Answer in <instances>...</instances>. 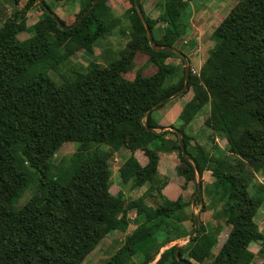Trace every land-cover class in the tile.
<instances>
[{
  "label": "trees",
  "instance_id": "1",
  "mask_svg": "<svg viewBox=\"0 0 264 264\" xmlns=\"http://www.w3.org/2000/svg\"><path fill=\"white\" fill-rule=\"evenodd\" d=\"M11 1L14 10L0 26V264H84L102 238L127 231L131 214L133 230L102 264H149L161 247L192 233L174 237L179 231L174 223L182 224L192 203L183 198L190 185L200 211L203 195L221 193L220 215L228 231L209 264H250V244L259 243L262 252L264 239L254 221L264 184L251 182L253 173L264 170V0L236 2L213 29V45L198 73L188 68L187 89L172 98L184 86L186 65L172 51L150 46L135 6L153 45L176 48L187 31L182 22L187 0H164L156 18L146 13L144 0H123L130 5L127 15L114 14L112 0H97L83 15L94 0H74L77 6L66 19L48 2L67 0ZM29 14L40 18L33 34L19 40ZM118 28L129 29L130 39L117 58L105 66L91 63L58 84L48 75L74 52H91ZM135 52L148 56L157 68L153 74L124 77ZM188 91L189 99L183 98ZM158 101L163 102L146 117ZM164 102L178 114L166 130L156 132L162 127L157 118H166ZM205 105L209 139L224 140L227 152L240 161L230 164L210 154L186 133ZM169 128L179 130L185 157ZM67 142L77 144L76 152L69 163L54 166V154ZM123 151L128 157L112 173L110 160ZM162 153H176L179 162V195L173 199L162 193L166 183L156 181ZM143 186L141 196L127 200L129 189ZM155 194L158 203L146 204ZM215 234L200 224L190 242L206 254L216 245ZM174 247L154 264H180Z\"/></svg>",
  "mask_w": 264,
  "mask_h": 264
},
{
  "label": "rangeland",
  "instance_id": "2",
  "mask_svg": "<svg viewBox=\"0 0 264 264\" xmlns=\"http://www.w3.org/2000/svg\"><path fill=\"white\" fill-rule=\"evenodd\" d=\"M73 1L74 0H67L66 3H64L65 1H52L48 2V4L53 12L56 11L58 15L64 17L63 14H70L72 9L77 6L76 1ZM115 1L116 0H112L109 2V6L112 8L113 13L116 15H127L128 9L130 7L129 2L126 3L123 0H119L117 2ZM163 1L164 0H144L143 3H146V13L149 14L151 18H156L159 13V6H162L161 4ZM237 1L238 0H187V17L186 19L184 18V20H182V22L187 25V31L180 39L178 44H176V48L179 47L182 49L186 56L185 60H183V63L193 73H198L200 66L203 64L209 50L213 45V40L211 37L213 29L219 24L222 18L225 17V15L236 4ZM13 10L14 6L11 0H0V26L2 25V19L12 13ZM27 16L28 27L25 31L17 34L19 40H24L33 34L34 24L40 18L38 15L32 14ZM73 21L74 18L72 21L68 19V24ZM153 32L156 36V31L154 30ZM129 39L130 30L127 29L125 32H122L120 31V28H118L112 34L99 39L93 45L91 52L88 53L84 50H78L70 55L65 61L60 62L51 69L47 70V73L57 84L66 80H72L75 77L76 72L82 71L91 63H97L101 66H105L114 58H117L128 43ZM190 40H194V47H190ZM168 62L177 65L180 63V60L177 58H169ZM156 69V66H153L148 62L147 55L143 54L142 52H135L132 57L131 71L125 73L124 77L131 78L135 72H140L144 76H149L153 74ZM190 96L191 91H188L183 95V98L189 99ZM167 102L163 103V106L167 105L164 109V112L169 120H173L175 112L170 109L171 105H168ZM208 111V106L205 105L203 110L196 115L194 122L189 125L188 132L186 133L191 134L194 136V138L197 137L198 143L202 144L206 151H208L210 154H213L223 160L228 161L230 164H233L238 159V157H235L227 152L225 141L220 138H215L213 141L209 139L212 125L208 121L210 116ZM155 130L157 132L160 131V129ZM76 150L77 144L74 142L62 144L58 151L54 154L52 164L56 166L59 163H69ZM122 153L124 154L120 155V152L114 154L110 160L109 166L112 170V173H114V171L117 169V166L128 157V152L127 154L125 151ZM174 154L175 156L170 154L168 158H162V161L158 167L159 171L158 177L156 179L160 186H163V184L167 181L172 182V186L175 188H169L170 191L167 193V196L171 199L176 198L177 193H179L177 188L180 187V178L178 177L177 179V166L179 162L176 153ZM195 178V183L197 181L200 183V179L197 175ZM202 178L203 182H205L207 176H202ZM251 182L256 184H264V170L253 173ZM169 186L171 187V185ZM145 189V186L136 189H129L125 193V196L126 198L128 197L127 200L138 198L145 191ZM193 189L194 185H190L189 190L184 193V200L187 202H192L193 204L190 203V205L186 207L185 213L181 216L182 224H177L178 222L174 223V225L179 228V231L177 232L174 230V237L182 236L183 232L188 233L190 230L193 231L194 220L192 222L190 218L191 214L193 217L195 214H197L198 226L195 234L199 230V225L202 224V227L205 229V231L216 233L214 235L216 238V245L209 253H202L196 246H192L194 243L191 244L190 242L191 238L195 234L191 238L189 237L190 235H188L184 238L170 241L161 247L159 253L155 256L154 261L149 264H154V262L159 258V254L171 246H179L180 249H182L184 259H187L189 264H209L217 252L216 250H218L216 246H221V244L224 242L227 235L228 226L224 225V218L222 215H220L221 208L219 207L218 202L219 198L221 197L220 191H214V193L209 198H206L203 195L202 203H204V208L202 211H200L201 204L194 203V198L191 197V192ZM198 192H200V190ZM198 192L196 194H198ZM24 195L26 194L24 193ZM159 200L160 196L155 194L154 196L147 197L145 202L148 205H155ZM133 220L134 218L131 214V218L129 219L130 224L128 225L127 231L125 233L116 231L102 238L95 250L86 257L84 264H102L104 260L113 253L115 248L122 244L126 235L133 230ZM254 221L264 234V199L255 214Z\"/></svg>",
  "mask_w": 264,
  "mask_h": 264
},
{
  "label": "water",
  "instance_id": "3",
  "mask_svg": "<svg viewBox=\"0 0 264 264\" xmlns=\"http://www.w3.org/2000/svg\"><path fill=\"white\" fill-rule=\"evenodd\" d=\"M97 0H94L92 2V4L88 7V9L83 13V15L87 14L89 12V10L94 6V4L96 3ZM135 9L137 11V14L145 28V32H146V35H147V39L149 41V44L150 46L155 50V51H161V50H166V51H172L173 53L177 54L178 56H180L183 60H185V55L183 53H181L178 49L176 48H173V47H168V46H155L153 45L152 43V37H151V33H150V29L147 25V23L145 22L144 18H143V15L140 11V8L138 7V5L135 6ZM52 16L54 17V15L52 14ZM188 73H189V69L187 66H185V80H184V86L179 89V90H176L175 92H173L172 94L169 95L168 98H172L174 97L175 95L185 91L187 89V83H188ZM163 101H158L157 103L153 104L147 111H146V117L149 115V113L151 112V110L155 107H157L159 104H161ZM168 127H161L160 128V131H163L165 129H167ZM170 130H174L177 134V137H178V141H179V144L181 146V150H182V156L185 157V153L183 151L184 149V146L182 144V141H181V134L179 132V130L177 129H174V128H169ZM147 130H151V129H148ZM153 131H156V130H153ZM157 132V131H156ZM196 185H197V192L200 190V183L197 181L196 182ZM193 204V203H192ZM193 220H194V229L192 231V233L190 234V238L195 234L196 230H197V226H198V215L195 214L194 217H193ZM189 238V239H190ZM180 247L179 246H175L174 247V256L176 258V260L180 263V264H186L185 260L181 258L180 256Z\"/></svg>",
  "mask_w": 264,
  "mask_h": 264
},
{
  "label": "crops",
  "instance_id": "4",
  "mask_svg": "<svg viewBox=\"0 0 264 264\" xmlns=\"http://www.w3.org/2000/svg\"><path fill=\"white\" fill-rule=\"evenodd\" d=\"M63 16H64V19H66V17L68 16L67 14H63ZM177 114H178V111H177V113L174 115V117H173V120H169L168 118H167V116H166V118L164 117H161V118H157L158 116H160L159 114H155L156 115V118H157V122L159 123V124H161L162 125V127H167L170 123H172L173 121H174V119H175V117L177 116ZM170 154H173L174 156H175V154L174 153H169V154H160V162L162 161V158L163 157H165V158H168L169 156H170ZM177 179H178V176H177ZM179 182H180V180H179ZM169 185H171V187L169 186ZM169 188H175V187H173L172 186V182L171 181H167L166 182V184L164 185V187H163V190H162V193L163 194H167L169 191H170V189ZM177 191L179 192V188H177ZM179 195V193H177V196ZM176 196V197H177ZM260 229V228H259ZM263 236H264V234H263ZM262 252H259V249H260V244H258V243H252V244H250V246H249V251L253 254V259H252V261H251V263L250 264H264V239H263V241H262ZM220 246H216V248L218 249Z\"/></svg>",
  "mask_w": 264,
  "mask_h": 264
}]
</instances>
